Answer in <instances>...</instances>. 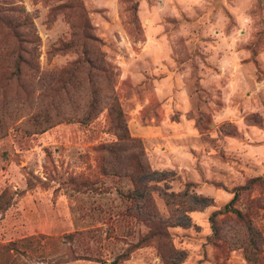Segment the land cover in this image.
I'll use <instances>...</instances> for the list:
<instances>
[{"label":"rangeland","instance_id":"1","mask_svg":"<svg viewBox=\"0 0 264 264\" xmlns=\"http://www.w3.org/2000/svg\"><path fill=\"white\" fill-rule=\"evenodd\" d=\"M86 49L107 73L74 69ZM133 155L154 170L137 201ZM172 248L264 264V0H0V264Z\"/></svg>","mask_w":264,"mask_h":264},{"label":"trees","instance_id":"2","mask_svg":"<svg viewBox=\"0 0 264 264\" xmlns=\"http://www.w3.org/2000/svg\"><path fill=\"white\" fill-rule=\"evenodd\" d=\"M84 45H85V43H84ZM84 55H85V57H84L83 61H81L80 59L79 60L77 59L74 61V63H73V66L75 67L74 69L78 70L80 68H83V69L87 70V66H88V70H90V71H91V69L92 70L97 69L103 73H107L109 71L107 66L103 64L104 63L103 61H102V64L99 63L98 57L95 54V51L90 52V51H87V49H86L84 51ZM85 65H87V66L85 67ZM97 102H98V98L96 97V91H95V98L92 100V102L90 104V105H92L91 108H96ZM117 106H118V108H117ZM110 113H111V115L115 116V120L117 121V123H116L117 127L120 131H122L121 134H118L119 140L125 141V142L126 141L127 142L133 141V138H131V136L129 135L127 124L124 121L123 111L121 110V108H119V105L113 104ZM115 129H116V127H115ZM116 146H118V144L113 145V147H116ZM109 150L114 155H117L119 148L117 147L115 149L114 148L112 149V147H111V148H109ZM141 157H143V156L133 155L134 164H130L127 167V170H128L127 172H129L128 174L130 175V177L133 181V184H134V190L131 193L130 197L132 199H135V201L140 200L146 196L144 193L140 192V189L142 186H144V188H146V186H148L147 183H145L144 181H145V179L148 180V177L154 172V170L151 169L149 163L146 160H144L143 158L141 159ZM105 170H106L105 171L106 174H110V172L113 174L121 173L118 171H110L109 168H107V169L105 168ZM142 179H144V181ZM237 196H238V194L236 193L235 196L227 204H225L223 208L216 210L211 214L210 220H211V227H212V231H213V236H216L219 234V229L216 225V219H215V217L218 214L234 212L238 216H242L241 211L234 206V202H235ZM207 204L208 203H202L201 206H206ZM139 214H140V211H139ZM153 236H157L156 238H160V237H164L165 233L157 231V232H153ZM172 250H173V253L167 254V252H164L161 249L162 259L165 261L166 264H180V261L182 258L180 252L175 248L174 249L172 248Z\"/></svg>","mask_w":264,"mask_h":264}]
</instances>
